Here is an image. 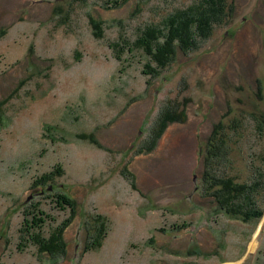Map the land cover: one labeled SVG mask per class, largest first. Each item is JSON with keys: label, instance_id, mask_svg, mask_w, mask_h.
Listing matches in <instances>:
<instances>
[{"label": "rangeland", "instance_id": "374dc122", "mask_svg": "<svg viewBox=\"0 0 264 264\" xmlns=\"http://www.w3.org/2000/svg\"><path fill=\"white\" fill-rule=\"evenodd\" d=\"M199 1L0 0V264H264V0H228L170 62L142 44ZM215 134L212 173L261 180V217L206 188ZM39 210L58 256L25 240Z\"/></svg>", "mask_w": 264, "mask_h": 264}, {"label": "trees", "instance_id": "16d2710c", "mask_svg": "<svg viewBox=\"0 0 264 264\" xmlns=\"http://www.w3.org/2000/svg\"><path fill=\"white\" fill-rule=\"evenodd\" d=\"M201 1L202 0H200L199 3ZM198 4L194 3L187 11H179L176 15L168 16L164 19L163 26H150V35L142 38V44H145V49L151 54L154 62L158 64H161L162 62L164 63V61L170 62L173 59V55L177 53L179 49L187 52V49L190 50L194 48L199 41L198 36L201 37L202 28L207 30L210 29L211 24L206 25V23H208L206 18L210 15L216 17L213 22L214 24L215 21L219 22L223 18V15H225V17L227 15L226 7L228 0H204L200 5ZM190 22L198 31V34H195L193 31L192 33L190 32L188 26L190 25ZM154 29H157L160 33L158 35H152ZM149 39L151 41H149ZM166 114L171 115V113ZM169 115L165 116V121L169 120ZM226 138L222 135L220 136V134L212 135L210 138V150H207L205 154V161L208 166L206 173L204 174L207 183L206 188L209 190L212 187H217L213 191V194L219 201L221 209H227V211L232 212L233 215L248 220L261 217L263 215V210L255 206V199L259 192L261 180L255 179L251 182H238L228 175H215L216 173H212V171L216 169V165L218 166V163H214L213 159H221L223 158L222 156H224V154L221 153L216 158H213L214 154L212 153V150L217 148L219 144L227 143ZM50 177L51 175L45 174L42 176L40 183L48 181ZM58 199H60L59 202H64V204L72 210L74 209L76 211V201L70 196L60 194ZM31 215L32 217L30 221L28 219L27 221L26 219L24 221L25 231L27 232L25 238L26 242L27 240L34 242L36 245L40 246L42 251L46 250V252L53 256H58L64 253L66 250V244L63 240V229L60 228L57 235H51L48 239L42 238L34 233L33 230L35 227L41 225L43 222L42 218L46 219V216L43 210H39V215L36 212L31 213ZM104 227L105 222H102L99 230L100 233H98V236L94 241L95 244L92 247L90 246L89 249L102 246L106 231Z\"/></svg>", "mask_w": 264, "mask_h": 264}, {"label": "flooded vegetation", "instance_id": "af4514ba", "mask_svg": "<svg viewBox=\"0 0 264 264\" xmlns=\"http://www.w3.org/2000/svg\"><path fill=\"white\" fill-rule=\"evenodd\" d=\"M145 52L148 53L147 51H145ZM150 56H151V54H150ZM148 64H149V63H148ZM52 188H53L52 185H49L48 190L50 191ZM43 193H44V192H43Z\"/></svg>", "mask_w": 264, "mask_h": 264}]
</instances>
